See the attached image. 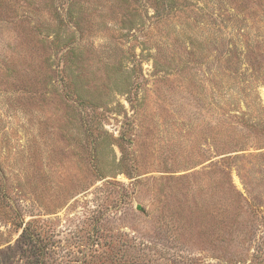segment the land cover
<instances>
[{"label": "rangeland", "instance_id": "374dc122", "mask_svg": "<svg viewBox=\"0 0 264 264\" xmlns=\"http://www.w3.org/2000/svg\"><path fill=\"white\" fill-rule=\"evenodd\" d=\"M0 264H264V0H0Z\"/></svg>", "mask_w": 264, "mask_h": 264}]
</instances>
